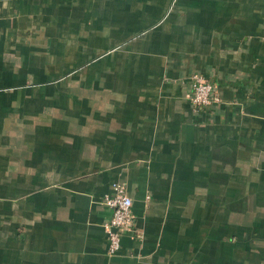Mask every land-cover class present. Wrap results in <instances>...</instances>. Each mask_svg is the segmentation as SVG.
Returning <instances> with one entry per match:
<instances>
[{
  "label": "crops",
  "instance_id": "obj_1",
  "mask_svg": "<svg viewBox=\"0 0 264 264\" xmlns=\"http://www.w3.org/2000/svg\"><path fill=\"white\" fill-rule=\"evenodd\" d=\"M0 264H264V0H0Z\"/></svg>",
  "mask_w": 264,
  "mask_h": 264
},
{
  "label": "built area",
  "instance_id": "obj_2",
  "mask_svg": "<svg viewBox=\"0 0 264 264\" xmlns=\"http://www.w3.org/2000/svg\"><path fill=\"white\" fill-rule=\"evenodd\" d=\"M191 100L198 108L220 102L214 82L200 73L190 77ZM105 204L113 210L112 218L106 224L109 239V253L116 254L121 248V238L126 232L135 231V217L132 212L133 200L127 194L123 183H112V192L104 198Z\"/></svg>",
  "mask_w": 264,
  "mask_h": 264
}]
</instances>
